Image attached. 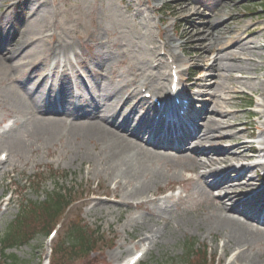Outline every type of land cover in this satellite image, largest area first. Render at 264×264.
<instances>
[{"label": "rangeland", "instance_id": "rangeland-1", "mask_svg": "<svg viewBox=\"0 0 264 264\" xmlns=\"http://www.w3.org/2000/svg\"><path fill=\"white\" fill-rule=\"evenodd\" d=\"M17 1L0 0V37L6 40L0 46V55L7 53L10 49L8 46L10 42H12L11 49L15 50L17 49L15 44L29 37L24 34L22 36L21 32L27 27L25 15L34 16L35 13H31L35 9L32 11L33 6L29 2L17 6L15 4ZM34 1L39 2L40 0ZM46 3L45 6H41L40 10L49 12L48 23L54 19L56 24L49 25L45 36L49 37L52 34L69 36L71 41L77 45L76 54L82 62L86 63L89 72H86L83 64L72 59L73 71L81 74L88 90L92 84L89 75L95 74L102 88L119 86L123 83L124 88L117 98L124 99L127 92L135 88L132 85L127 90L125 87V84L133 80V74L138 75L137 81L140 78L139 73L148 74L153 71L158 72L159 75H166L165 85L169 92L172 69L178 67L182 72L179 91L184 92L185 90L184 93L179 94L187 96L190 100L192 98L194 102L192 110L197 115L204 108L213 106L211 102L203 101L202 96H199L202 91L200 87H203L199 79L205 75L214 76L213 73L204 71L205 51L216 50L217 46L223 44L228 37L243 33L246 29H249L247 32L257 29L255 30L256 36L253 38L258 44L264 45V11L259 8L258 0H47ZM147 25L150 30L147 29ZM92 32L96 38L90 39L89 35ZM259 32L262 35L261 39L259 34L257 35ZM80 36L83 40L79 38ZM249 39H252V36H247L244 44ZM99 42L101 44L96 46ZM39 45L37 52H35L36 48L34 49V53L30 56L31 59L42 60L44 57L48 44L45 39H42ZM174 47H176L175 50H173ZM248 51L243 52L241 61L236 62L237 66H248L246 59L251 55ZM150 52H155V58H152ZM174 54L180 56L182 61L180 64H175ZM95 55L97 58L93 60ZM258 55L259 52L255 54V56ZM57 60H46L41 67H46L50 74L56 75L55 64L64 65L63 59ZM15 61L17 60L13 62ZM140 61L146 64L144 72L141 70ZM156 65L158 67L153 68ZM97 73L99 75H96ZM233 75L239 76L240 73L236 70ZM23 77L24 75L18 80L22 81ZM251 77L257 78L254 83L257 84L259 91L252 93L247 87L229 82L226 85L229 89L223 93L219 92L217 97L229 101L230 105L228 107L220 105L221 109L230 115L235 111L238 121L242 124L239 128L243 126L246 128V133L240 138L241 141L254 139L253 151L256 152L260 146L258 144L260 140L257 137L264 129L261 125L264 120L255 118V112L264 110V95H262L264 92V57L262 66ZM10 81L13 82L12 79ZM39 81L38 75L32 77L28 88L39 84ZM50 83L49 79L48 84ZM136 87L138 95L130 101V105L138 100L149 103L150 99L145 98V94L148 93L152 97L166 98V95L152 91L146 83L142 85L141 82ZM40 90L44 92L41 87ZM207 92L210 93V91ZM74 95H72L73 100H78ZM97 96L98 94L94 93V97ZM80 97L86 100L88 95L83 94ZM250 103L251 108H247ZM127 110L124 108L118 113L126 115ZM9 111L11 107L6 100V95L0 92V133L15 126L19 127L24 120L23 116L20 117L17 114L8 115L11 114ZM89 111V108H85L79 112V115ZM53 112L52 107L48 113ZM137 112L142 113L143 106L137 108L134 114ZM127 130L128 133H133L131 128H126V132ZM29 131L30 128H22L20 135L26 137ZM225 135H229V132L225 131ZM226 145L228 143L213 141L201 148L222 149ZM4 152L1 148L0 238L25 200L42 201L46 193L53 190L55 186H61L72 190L74 193L72 199L76 201L69 211L55 222L57 225L51 224L47 234H37L27 245L7 251L6 256L15 255L19 264H48V261L51 264H58L60 260L58 254H51V249H56L61 243L71 222H81L90 232L97 233L96 251L86 258L70 259L62 264H123L134 254L146 251L148 243L141 244L140 248L132 249L138 239L134 238L136 230L131 226L134 225L133 220L140 218L147 220V213L135 210L128 214L124 211L125 207L118 202L120 197L115 199L109 194L114 183L105 176L99 166L100 157L96 159L91 157L87 160L84 156L86 154L97 155L98 147H93L92 142H81L80 139L68 135L65 129H60L57 137L52 140L39 135L36 139L29 141L20 158L12 155L5 158L7 153ZM159 152L180 156V152ZM175 160L165 167L161 166V162L160 166L156 165L158 174L162 177L156 179L157 182L153 188L142 199V201L158 200V204L155 207L149 205V209L158 212L159 208H162L167 209L168 212L161 213L160 221L156 227H153V230L158 228L161 230L162 238L157 245L150 246L149 252L145 253L138 264H182L185 247L190 243L195 245L199 253L202 249H207L210 258L207 264H231L236 253L231 249L223 253L222 233L208 235L201 220L204 218V213L213 207L209 203L210 200L207 195L201 194V188L198 185L186 182L187 179L193 177V174L187 172L188 170H182L183 160ZM1 162L4 163L1 164ZM52 174H62L66 178L53 182L50 179ZM257 176L264 178V172L259 169ZM223 177L233 181L237 173L222 172L216 178L220 180ZM37 180L43 184L41 192H36ZM213 182L208 180L207 186H211ZM258 184L260 189L261 183ZM223 193L225 192L221 194ZM212 194L218 196L219 193ZM183 200L186 201L185 204L176 205L177 202ZM96 202L104 204L103 207L94 210L93 205ZM235 203L233 200V202H228L227 206L233 207ZM130 220L132 221L129 223ZM51 233H55L54 237L50 236ZM124 248L130 251L118 258L110 257L111 254H117ZM248 254L255 264H264V243L260 242L250 248ZM4 263L0 260V264Z\"/></svg>", "mask_w": 264, "mask_h": 264}, {"label": "bare ground", "instance_id": "bare-ground-1", "mask_svg": "<svg viewBox=\"0 0 264 264\" xmlns=\"http://www.w3.org/2000/svg\"><path fill=\"white\" fill-rule=\"evenodd\" d=\"M24 2L32 4V11L35 9L31 13H35L34 16L25 15L27 27L21 32L22 36L24 34L29 37L21 43L15 44L17 46L15 50L11 49L12 42H10L8 45L10 49L7 50V53L0 55V88L2 89L0 92L6 95V100L11 107V111H9L11 114L8 115L17 114L20 117L23 116L24 119L19 127L15 126L0 133V149L2 148L4 153H7L6 157L11 155L17 158L22 157L29 141L36 139L39 135L52 140L57 137L60 129H65L68 135L80 139L81 142H92L93 147H98L97 155L86 154L84 156L87 160H90L91 157L92 159L100 157L99 166L105 176L114 183L109 194L115 199L120 197L118 202L125 207L124 211L128 214L135 210L147 213V220L140 218L128 221L129 223L134 222L131 228L136 230L134 238L138 239L132 249L140 248L141 244L148 243L146 252H149L150 246L154 247L162 238L161 230L159 228L153 230V227H156L160 221L161 213L168 212V210L162 208H159L158 212L150 210L148 206L155 207L158 200L147 198L148 200L142 201V199L162 177L158 174L156 165L160 166L161 162V166L165 167L175 159L183 160L182 170H188L187 172L193 174V177L187 179L186 182L198 185L201 188V194L207 195L209 203L213 206L210 208L211 210L204 213V218H201L207 234L222 233L221 238L224 241L222 252L225 253L226 250L231 249L236 253L231 264H255L248 251L260 242L264 243V196L262 195L264 185L261 184V188H258V183L262 180L257 176L259 169L264 172V162H262L264 159V129L257 137L260 140L258 151L254 152V139L248 141L240 139L246 133V128L245 126L239 128L242 124L238 121L235 111L230 115L220 107V105L228 107L229 101L217 96L219 92L223 93L229 89L226 86L229 82L247 87L252 93L259 91V88L256 87L257 84L254 83L257 78L251 77L262 66L264 57V45L258 44L253 38L256 36L255 30L257 29H252L250 32H247L249 29H246L243 33H236L228 37L223 44L218 45L216 50L205 51L204 71L213 73L214 76L205 75L199 79L203 86L200 87L203 92L201 91L199 96H202L203 101L211 102L213 106L204 108L200 114L193 116L187 112L190 105L187 107L184 105L182 115L171 117V119H175L174 123L166 125L165 131H162L159 129V122L160 120L165 122L161 118L164 109L159 114L160 120L153 122L146 118L149 113L148 109L144 110L143 108L142 113L134 114L137 108L145 106L144 101L138 100L133 105L129 103L138 95L136 86L141 82L142 85L144 83L149 85L152 91L169 96L171 93L166 90V75H159L158 72L153 71L148 74L139 73L140 78L136 81L138 75L133 74V80H128L125 87L127 90L132 85L135 88L127 92L124 99L117 98L124 88L123 83L119 86L102 88L95 74L89 75L92 84L88 90L81 74L73 71L72 59L83 64L86 72H89L86 63L82 62L76 54L75 47L77 45L71 41L69 36L54 34L49 37L45 36L49 25L56 24V20H52V18V21L48 23L49 12L40 10L41 6L47 4V0L39 2L18 0L15 4L20 6ZM146 27L150 30L148 25ZM258 34L261 39V33ZM247 36H252V39L244 44ZM79 38L83 40L81 36ZM89 38H96V35L92 32ZM42 39H45L48 44L44 57L42 60L31 59L30 56L34 53L35 48V52H37ZM5 41L0 37V46ZM100 44L101 42L96 46ZM175 49L176 47L173 48V50ZM247 50L251 54L250 58L246 59L248 66H237L236 62L241 61L243 52ZM257 52L259 55L255 56ZM150 53L152 58H155V52ZM211 55L215 56L211 58ZM59 58L63 59L64 65L55 64L56 75L50 74L46 67H41L46 60L58 61ZM96 58L95 55L93 60ZM173 59L175 64L182 62L179 55L174 54ZM14 60L17 61L13 62ZM151 64L153 63L151 62ZM141 66V70L144 72L146 66L144 61L141 62ZM156 67L158 65L153 68ZM236 70L240 73L239 76L233 75ZM23 75V80L19 81L18 78ZM37 75L40 79L39 84L28 88L31 78ZM181 75L182 72L177 67L176 76L179 81H181ZM49 79L50 84H48ZM40 87L44 89V92H41ZM94 93L98 96L94 97ZM73 94L78 100H73ZM83 94L88 95L86 100L81 99L80 96ZM164 103L166 106L169 105L168 101H163L162 104ZM52 107L54 112L48 113ZM85 108H89L90 111L79 115V112ZM124 108L128 109V113L126 115L119 114L118 112ZM255 118L264 120V110L255 112ZM69 119L71 120L68 121ZM153 125L154 129H152ZM261 125L264 127V121ZM22 128H30L26 137L20 135ZM126 128H131L133 133H128V130L126 132ZM225 131H228L229 135L226 136ZM145 136L146 139H144ZM213 141L228 143V145L222 149L201 148ZM233 141L234 144H232ZM197 146L199 147L192 148ZM159 151L180 152V156H171L169 153H160ZM228 171L237 173L235 180L229 181L224 177L217 180V176ZM208 180L214 181L211 186H207ZM222 192L225 193L221 194ZM212 193L219 194L213 196ZM233 200L236 202L235 205L228 207L227 203L233 202ZM249 200H252L248 204L250 207L247 211L242 210V205H245V201ZM185 203L186 201L183 200L177 202L176 205ZM103 205L96 202L93 209L102 208ZM176 205L174 204V206ZM137 220L142 222H137ZM129 251L128 248H124L117 254H111L110 257L118 258Z\"/></svg>", "mask_w": 264, "mask_h": 264}, {"label": "trees", "instance_id": "trees-1", "mask_svg": "<svg viewBox=\"0 0 264 264\" xmlns=\"http://www.w3.org/2000/svg\"><path fill=\"white\" fill-rule=\"evenodd\" d=\"M258 1L260 2L259 8L264 10V0ZM65 178L66 176L62 174H52L50 177L53 182H57L60 179L64 180ZM36 183L38 186L36 192H41L42 182L37 180ZM73 195L72 190L55 186L53 190L45 194L42 201H23L18 213L8 224L3 236L0 238V260H3L4 264H19L15 255L6 256L5 253L27 245L37 234H47L50 231L48 229L51 224L61 219L76 202L72 199ZM96 234L94 231L90 232L81 222H71L65 237L57 245L56 249L52 251L55 255L58 254L60 259L58 264L70 261V259H83L94 253L96 251L95 244L97 243L95 241ZM198 251L194 244H187L183 263L207 264L209 260L207 249H202L200 253Z\"/></svg>", "mask_w": 264, "mask_h": 264}]
</instances>
